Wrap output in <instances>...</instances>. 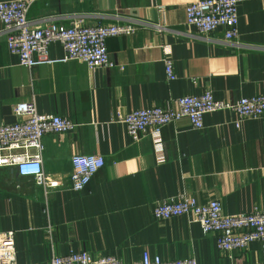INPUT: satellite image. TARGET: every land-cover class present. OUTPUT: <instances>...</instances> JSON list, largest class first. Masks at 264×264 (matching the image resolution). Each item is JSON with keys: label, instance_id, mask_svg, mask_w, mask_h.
<instances>
[{"label": "crops", "instance_id": "obj_1", "mask_svg": "<svg viewBox=\"0 0 264 264\" xmlns=\"http://www.w3.org/2000/svg\"><path fill=\"white\" fill-rule=\"evenodd\" d=\"M193 1L32 3L28 15L36 25L44 18L63 26L142 21L134 33L107 39L113 67L90 70L71 60L29 69L0 32V121L15 122L14 105L34 100L40 113L78 124L44 136V168L52 177L71 172L74 154L105 158L83 190L62 188L47 196L32 179L0 167V231L15 232L19 264H50L54 254L80 250L126 264L145 252L197 264H264V240L224 252L192 216L160 220L153 214L155 203L180 194L218 199L231 214L264 208V115L237 127L233 112H208L202 129L183 117L162 129L160 147L149 135L134 141L122 121L133 110L173 106L178 97L208 89L223 100L264 94V0L240 4L235 45L201 37L187 24L186 5ZM165 46L171 47L174 80L167 78ZM49 55L62 57V44L53 42Z\"/></svg>", "mask_w": 264, "mask_h": 264}, {"label": "built area", "instance_id": "obj_2", "mask_svg": "<svg viewBox=\"0 0 264 264\" xmlns=\"http://www.w3.org/2000/svg\"><path fill=\"white\" fill-rule=\"evenodd\" d=\"M35 0L0 1V30L6 37L10 52L17 55L20 64L31 69L37 65L78 60L90 70L113 67L107 39L130 35L139 20L119 19L114 23L87 24L74 21L70 26L57 24L51 18L34 24L29 10ZM244 0H197L186 5V22L196 33L211 41L231 44L238 42L239 6ZM49 20V21H47ZM221 31L222 36H216ZM59 42L64 55L52 58L49 47ZM165 66L168 80L176 73L171 47L165 46ZM228 110L237 118V127L249 118L264 115V94L243 96L237 100L216 99L211 90L199 95L178 97L173 106H151L133 110L122 117L129 136L135 141L144 135L151 136L158 147L163 143L162 129L183 117L189 118L196 129L204 128V115L208 112ZM17 120L0 121V167L13 169L19 178H29L42 187L45 195L51 191L70 188L83 190L92 177L105 166L101 154H74L72 170L65 177H52L44 168L46 149L44 136L73 131L78 124L67 117L40 113L34 100L14 105ZM153 214L167 220L180 216H192L205 233H214L218 249L224 252L245 250L253 241L264 240V208L255 207L247 213H226L218 199L200 202L194 196L184 194L167 197L155 203ZM0 264H19L16 255L15 232L0 231ZM35 264V263H29ZM50 264H126L113 255H93L86 250L54 254ZM132 264H197L193 258L162 259L145 252L141 260Z\"/></svg>", "mask_w": 264, "mask_h": 264}]
</instances>
